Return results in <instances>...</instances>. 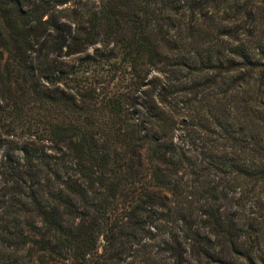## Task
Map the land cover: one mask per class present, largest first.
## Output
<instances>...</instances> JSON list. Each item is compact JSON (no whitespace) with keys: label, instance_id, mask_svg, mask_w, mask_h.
Instances as JSON below:
<instances>
[{"label":"trees","instance_id":"obj_1","mask_svg":"<svg viewBox=\"0 0 264 264\" xmlns=\"http://www.w3.org/2000/svg\"><path fill=\"white\" fill-rule=\"evenodd\" d=\"M0 112V264H264V0H0Z\"/></svg>","mask_w":264,"mask_h":264},{"label":"rangeland","instance_id":"obj_2","mask_svg":"<svg viewBox=\"0 0 264 264\" xmlns=\"http://www.w3.org/2000/svg\"><path fill=\"white\" fill-rule=\"evenodd\" d=\"M92 51V48L90 49ZM68 63L72 64L75 63V59L67 60ZM93 70L90 68H87L88 71L85 68H82L81 72L85 77H91L94 79V81H103L107 83V81H116L111 79V69L108 65L104 64H98L94 65ZM111 72V73H110ZM123 71L118 70L116 73H120ZM122 74V73H120ZM115 75V74H114ZM113 75V76H114ZM158 76L161 81H163V76H160L157 72H152L149 76ZM191 76H188L185 72L178 73L175 72V80L174 81H192ZM120 81H127L126 79H120ZM184 120V116L177 115L176 125H175V137L174 140L176 142H181L184 137L185 129L183 128L182 121ZM42 129L40 125L34 124L32 120L25 119L23 121H14L11 122L10 119L6 116H4L3 112H0V143L2 144L0 148V162L3 158H5L7 155H12L13 157H19L20 151L28 146V147H34L35 145L39 146L43 150L47 151V153H50V150L48 149V142L43 140H38L40 136H42ZM1 185H3L6 182V179L2 177L0 179ZM10 185V183H9ZM104 245V240H101V246L98 249L97 253L103 252L102 246Z\"/></svg>","mask_w":264,"mask_h":264}]
</instances>
